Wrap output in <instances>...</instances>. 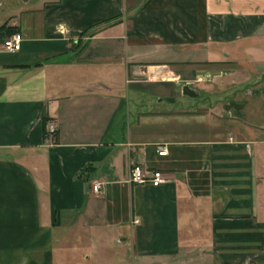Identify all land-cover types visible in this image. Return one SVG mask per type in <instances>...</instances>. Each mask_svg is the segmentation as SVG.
<instances>
[{
  "label": "crops",
  "instance_id": "1",
  "mask_svg": "<svg viewBox=\"0 0 264 264\" xmlns=\"http://www.w3.org/2000/svg\"><path fill=\"white\" fill-rule=\"evenodd\" d=\"M0 264H264V0H0Z\"/></svg>",
  "mask_w": 264,
  "mask_h": 264
},
{
  "label": "built area",
  "instance_id": "2",
  "mask_svg": "<svg viewBox=\"0 0 264 264\" xmlns=\"http://www.w3.org/2000/svg\"><path fill=\"white\" fill-rule=\"evenodd\" d=\"M22 40H23V37L20 33H13L4 38L2 47L6 51H12V52L19 51L22 46ZM46 133H47V136L50 138L55 137L57 133V125L56 123H54V121L47 123ZM158 153L159 155H162V156L167 155L169 153L168 146L163 145L159 147ZM130 180L136 184L150 183L154 186H159L161 184L168 182V178L162 170L150 169L148 167H145L141 163H136L131 168ZM101 186L102 184L98 182L93 185V190L99 191L101 189ZM134 222L138 223L139 220L136 219Z\"/></svg>",
  "mask_w": 264,
  "mask_h": 264
},
{
  "label": "rangeland",
  "instance_id": "3",
  "mask_svg": "<svg viewBox=\"0 0 264 264\" xmlns=\"http://www.w3.org/2000/svg\"><path fill=\"white\" fill-rule=\"evenodd\" d=\"M149 88H147V90H154L155 88H158V87H165V84L161 85V84H148ZM133 87L131 86V93H130V100H129V106H128V114H129V117H128V121L129 123H133L134 121V115H133ZM150 92L152 91H149L147 94H145L144 96V105H146L147 107L148 106H151L152 104V98H150L152 95L150 94ZM151 99V100H150Z\"/></svg>",
  "mask_w": 264,
  "mask_h": 264
},
{
  "label": "water",
  "instance_id": "4",
  "mask_svg": "<svg viewBox=\"0 0 264 264\" xmlns=\"http://www.w3.org/2000/svg\"><path fill=\"white\" fill-rule=\"evenodd\" d=\"M79 33L78 32H72V35L73 36H76V35H78Z\"/></svg>",
  "mask_w": 264,
  "mask_h": 264
}]
</instances>
